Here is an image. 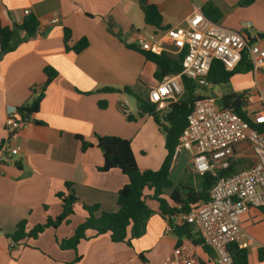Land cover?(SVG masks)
I'll return each mask as SVG.
<instances>
[{"label": "crops", "instance_id": "obj_1", "mask_svg": "<svg viewBox=\"0 0 264 264\" xmlns=\"http://www.w3.org/2000/svg\"><path fill=\"white\" fill-rule=\"evenodd\" d=\"M208 1L149 0L163 16L161 30L145 24L139 0H1L2 27L20 26L26 16L34 15L41 33L31 37L20 33L13 50L0 52V146L8 137L7 111L31 106L43 91L44 97L38 111L25 117L23 127L9 141L19 153L8 163L0 162V264H163L174 252L178 237L174 231L166 232L168 220L161 215L159 203L150 199L153 213L146 233L132 240V246L114 243L108 234L81 241L77 252L62 250L59 242L69 239L85 220L83 205H98L105 212L118 210V192L128 179L118 169L99 171L104 158L95 146L97 136L130 140L142 170H158L167 154L158 124L150 115L140 116L133 95L136 102L131 104L130 116L134 120L129 121L120 109L124 93L101 91L129 88L148 99L160 81L158 65L131 49L126 39L153 38V51L177 60L181 52L168 33L185 27L187 18ZM212 1L224 13L221 25L247 34L252 43L264 44V0H255L249 7H239L240 0ZM249 23L252 28L247 30ZM65 29L71 32V47L82 38L88 40V47L79 54L67 52ZM46 67L58 76L44 90ZM77 136L94 146L82 151ZM191 159L186 150L175 156L170 175L179 171V179L162 196L171 207L176 206L170 200L174 192L184 201L188 193L201 189V176L192 170ZM66 183L72 184L79 199L69 224L11 247L9 234L22 220L32 229L61 214L62 202L56 195L66 190ZM145 195L152 192L147 190ZM176 222L180 224L179 218ZM241 224L256 240L249 247L250 264H264L256 255L264 247V210L249 208ZM199 239L194 229L191 238L181 241L194 250L199 264H216L211 248L193 243Z\"/></svg>", "mask_w": 264, "mask_h": 264}, {"label": "built area", "instance_id": "obj_2", "mask_svg": "<svg viewBox=\"0 0 264 264\" xmlns=\"http://www.w3.org/2000/svg\"><path fill=\"white\" fill-rule=\"evenodd\" d=\"M251 28L249 23L245 29ZM168 36L180 52L185 51L182 71L164 76L150 90L149 100L157 104V111H166L172 101L184 95V77L196 84L197 99L180 136L176 155L183 150L191 152L192 170L199 176L211 174L217 178L210 190V200L181 214L179 220L193 225L202 246L213 250L216 264H235L229 247L237 244L240 248H249L256 241L243 229L242 216L249 208L264 210V85L256 80L254 88L245 91L244 110L250 118L248 122L219 104L220 86L212 84L208 78L215 61H220L227 71H234L247 58L252 73L259 79V75H264V44L252 43L247 34L210 20L201 9L187 18L185 27L170 31ZM152 39L130 36L126 43L149 51L154 49ZM205 91L211 94L205 95ZM130 107V100L124 97L120 106L122 113L129 116ZM23 125L19 110L9 109L6 113L8 137L0 146V162L8 163L19 153L9 141ZM244 161L251 164H241L236 172L218 177L217 172ZM166 232H173L169 223ZM163 264L199 263L194 250L182 243Z\"/></svg>", "mask_w": 264, "mask_h": 264}, {"label": "trees", "instance_id": "obj_3", "mask_svg": "<svg viewBox=\"0 0 264 264\" xmlns=\"http://www.w3.org/2000/svg\"><path fill=\"white\" fill-rule=\"evenodd\" d=\"M255 0H240L239 7H249ZM1 6V0H0ZM139 6L144 16L146 25L163 29V16L158 7L150 3L149 0H139ZM203 13L212 21L220 23L224 17L223 11L211 0L202 7ZM39 31V21L34 15L26 16L24 22L20 26L14 28L2 27L0 23V52L6 53L14 49V43L18 34L25 33L28 37L34 36ZM71 32L68 29L64 31V47L67 52L79 54L84 51L89 42L86 38H82L74 46H70ZM131 49L142 53L147 61L158 65L160 71L157 78L161 80L169 74H177L182 71V60L185 51H182L177 60L171 59L165 52L153 50H143L137 46H129ZM252 72V66L247 58H244L240 66L234 71H227L220 61H215L209 74V81L214 85L227 83L239 72ZM47 82L45 88L58 76V72L46 67ZM183 85L185 88L184 95L177 101H172L167 110L164 112L157 111V104L152 103L149 98L143 99L133 94L131 89L123 90L115 88H104L102 92L109 93H129L133 95L140 108V116L150 115L158 124L160 131L165 136L166 157L158 170H142L136 161L132 144L130 140L117 136H97L95 146L101 150L104 158V164L99 171L108 172L112 169H118L128 179L118 192L116 212L101 211L98 205H83L86 213L85 220L79 224L69 239L59 242L62 250H72L77 252L78 245L81 241L87 240L100 235L108 234L114 243H124L132 246V240L142 237L146 233L148 220L153 211L149 207L147 200H154L159 203L161 215L168 220L172 226L175 235L178 237V244H182L183 237L191 238L194 227L188 223H177L176 219L181 214L190 212L198 206L200 201L208 202L210 200V190L213 187L216 177L211 174L201 176V189L188 193L186 200L182 201L177 198L174 192L170 200L174 202L175 207L169 205L168 200L163 198L165 190L172 187L170 174L173 162L176 156V148L179 144L180 136L187 126L188 115L192 112L195 100L194 95L196 84L190 79L184 77ZM243 93L232 92L220 98L219 104L224 108L235 111L244 120L250 122L247 112L244 110L246 101ZM44 97V91L35 99L31 106H23L19 108L22 119L35 113L39 109V105ZM105 107V104H100ZM129 121H133L132 116H127ZM81 144V150L86 151L94 146L93 143L86 141L83 137L77 136ZM242 165L247 166L251 162H236L227 170L217 172L218 177L228 176L236 172ZM152 192L151 196H146L145 192ZM62 202V212L55 218H48L45 223L38 224L32 229L28 228V221L22 220L18 223L15 231L9 234V238L14 245H20L28 239H37L47 229H57L63 224H69L70 218L75 214V206L79 199L72 188L71 183H66V190L56 195ZM194 244H203L201 238L194 240ZM209 250L207 246H204ZM229 251L233 257L235 264H250V249L240 248L237 244H232ZM257 260L264 262V247H259L256 251Z\"/></svg>", "mask_w": 264, "mask_h": 264}, {"label": "rangeland", "instance_id": "obj_4", "mask_svg": "<svg viewBox=\"0 0 264 264\" xmlns=\"http://www.w3.org/2000/svg\"><path fill=\"white\" fill-rule=\"evenodd\" d=\"M256 80L261 85H264V75H262L261 78L257 79L253 73H249L247 71H242V72L236 73L230 79V81H228L227 83H223V84L220 85L218 96L219 97H222V96L228 95V94H230L232 92L240 93V92H243V91L252 90V88H254V86L256 84ZM203 93L205 95H209V94H211V91H208V92L205 91ZM161 134L164 136V133H163L162 130H161ZM164 138H165V136H164ZM189 159L190 158L188 157V160ZM179 174H180V172L178 171L176 173H173V175H170V179H171V181L173 183H177L178 182ZM181 189L182 188H179L180 192H182ZM252 257L253 258L254 257L256 258V255L254 254Z\"/></svg>", "mask_w": 264, "mask_h": 264}, {"label": "water", "instance_id": "obj_5", "mask_svg": "<svg viewBox=\"0 0 264 264\" xmlns=\"http://www.w3.org/2000/svg\"><path fill=\"white\" fill-rule=\"evenodd\" d=\"M216 89L218 90V88H216ZM124 95L126 98H128L130 100L131 104H133V105L135 104L136 100L132 95H130L129 93H124Z\"/></svg>", "mask_w": 264, "mask_h": 264}]
</instances>
